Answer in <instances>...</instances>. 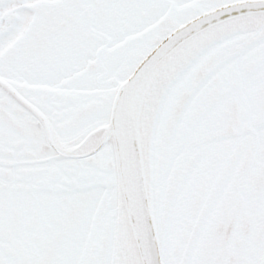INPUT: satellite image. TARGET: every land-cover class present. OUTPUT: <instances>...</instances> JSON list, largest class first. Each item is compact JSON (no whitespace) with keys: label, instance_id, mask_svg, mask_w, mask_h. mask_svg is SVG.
Returning a JSON list of instances; mask_svg holds the SVG:
<instances>
[{"label":"snow or ice","instance_id":"1","mask_svg":"<svg viewBox=\"0 0 264 264\" xmlns=\"http://www.w3.org/2000/svg\"><path fill=\"white\" fill-rule=\"evenodd\" d=\"M0 264H264V0H0Z\"/></svg>","mask_w":264,"mask_h":264}]
</instances>
